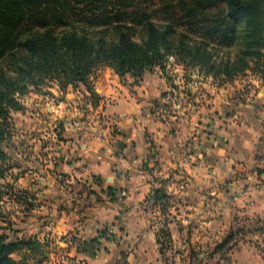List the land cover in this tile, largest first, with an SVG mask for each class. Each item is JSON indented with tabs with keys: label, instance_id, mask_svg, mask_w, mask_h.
Listing matches in <instances>:
<instances>
[{
	"label": "crops",
	"instance_id": "1",
	"mask_svg": "<svg viewBox=\"0 0 264 264\" xmlns=\"http://www.w3.org/2000/svg\"><path fill=\"white\" fill-rule=\"evenodd\" d=\"M253 83L260 89L259 98L248 93L245 103L232 108L237 114L231 116H240L237 121L227 113L212 132V126H207L210 111L205 101L197 105L199 100H193L194 104H185L178 118L180 131L170 135L152 110L156 101L170 96L164 80L146 74L140 85L132 86L115 74L98 79L102 100L96 113L111 116L108 128L100 132L103 136L87 138L83 132L72 133L70 122V141L59 142L60 146L52 143L54 149H44L34 141L29 144L32 152L23 154L28 145L17 146L20 155L17 166L10 170L11 179L13 171H21L12 181L23 191L20 195L25 203L32 206L27 211L26 205H15L21 227L16 240L33 236L41 241L76 231V236L86 241L95 237L106 221L120 223L127 217L128 226L134 225L132 219L150 193L154 177L144 169L146 164L152 166L156 153L147 134L162 146L160 156L165 164L160 174L180 161L197 192L216 196L214 217L229 219L238 213L246 219L264 220V84ZM77 95L68 94L74 100L57 103L52 117L68 120L77 116ZM219 99L214 103L220 107L224 100ZM82 125L74 123L79 130ZM208 223L216 226L218 220Z\"/></svg>",
	"mask_w": 264,
	"mask_h": 264
},
{
	"label": "rangeland",
	"instance_id": "2",
	"mask_svg": "<svg viewBox=\"0 0 264 264\" xmlns=\"http://www.w3.org/2000/svg\"><path fill=\"white\" fill-rule=\"evenodd\" d=\"M179 1L137 0L150 10H159L167 5L177 6ZM114 74L117 75L113 69L103 66L93 72L87 85H70L62 89L57 82H48L39 92L32 90L24 96H17L20 107L10 112L6 123L9 134L3 143L7 155L2 162L6 170L5 179H0L3 193L0 201V236H5L8 241L37 240L33 236L16 240L21 227L15 205H26L24 210L27 211L32 206L29 201L25 203L23 195H20L23 191H19L21 189H18L16 181H12L21 171H13L11 179L10 170L17 166V156L20 155L17 146L28 145L23 154L32 152L29 144L34 141L40 142L44 149H54L53 144L60 146L59 142L70 141L71 135L67 130L70 126L67 125L71 124V128H74L72 133L83 132L87 138L103 136H100V132L108 128L106 122L110 123L108 120L111 116L96 113L95 108L102 100L99 97L102 90L97 81ZM146 74L153 78L160 77L169 85L170 96L156 101L152 110H155L157 121L167 128L170 135L180 131L178 118L183 115L185 104L192 105L193 100H199L196 104L200 105L205 101L204 106L210 111L207 126H212L213 132L214 124H221L225 114L229 113L230 117L237 114L232 108L242 101L245 103L248 93L258 99L260 89L253 82L263 83L260 75L252 71L231 79L215 77L176 57H170L164 68L157 67L144 76ZM119 78L122 83L132 86L140 85L143 80H135L131 75ZM68 94H78L79 105L74 106L80 110L79 114L68 117V120L53 118V107L57 103L74 100L68 98ZM216 98L224 100L222 106L214 103ZM109 104L112 106L111 102ZM226 109L231 110L227 112ZM74 123H82V129L74 127ZM224 124L227 123L224 121ZM111 132L116 133L114 127H111ZM147 136L156 153L152 166L146 164L144 169L151 171L154 177L150 193L137 207L132 219L134 225L128 226L127 217L121 224L109 220L98 229L95 237L86 241L80 240L76 231H72L68 235L37 240L40 243L38 249L20 250L12 257L23 264H264V220L246 219L238 213L232 214L229 219H224L223 215L214 217L212 202L216 196L206 195L205 191L197 192L180 161H176L169 171L160 174L165 164L160 156L162 146L151 138L152 135ZM10 142L12 147H8ZM214 203L216 206L217 202ZM215 218L217 225H208L210 219Z\"/></svg>",
	"mask_w": 264,
	"mask_h": 264
},
{
	"label": "trees",
	"instance_id": "3",
	"mask_svg": "<svg viewBox=\"0 0 264 264\" xmlns=\"http://www.w3.org/2000/svg\"><path fill=\"white\" fill-rule=\"evenodd\" d=\"M170 57L215 77L252 71L264 83V0H180L159 10L137 0H0V179L17 96L48 82L87 85L103 66L140 80ZM39 247L0 236V264H23L12 256Z\"/></svg>",
	"mask_w": 264,
	"mask_h": 264
}]
</instances>
